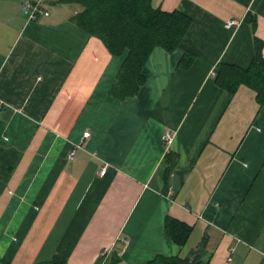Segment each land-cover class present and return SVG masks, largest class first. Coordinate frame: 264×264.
Instances as JSON below:
<instances>
[{
	"label": "crops",
	"instance_id": "0c3cea01",
	"mask_svg": "<svg viewBox=\"0 0 264 264\" xmlns=\"http://www.w3.org/2000/svg\"><path fill=\"white\" fill-rule=\"evenodd\" d=\"M28 1L48 14L28 19ZM151 3L191 23L118 99L109 88L127 50L112 55L72 21L81 5L0 0V259L98 264L108 247L124 264L196 249L207 264H264V103L213 74L220 61L247 67L256 39L264 57V0ZM166 215L192 227L184 245L164 233Z\"/></svg>",
	"mask_w": 264,
	"mask_h": 264
},
{
	"label": "trees",
	"instance_id": "16d2710c",
	"mask_svg": "<svg viewBox=\"0 0 264 264\" xmlns=\"http://www.w3.org/2000/svg\"><path fill=\"white\" fill-rule=\"evenodd\" d=\"M57 3L76 2L80 11L71 20L80 28L100 38L112 55L124 50L123 59L109 94L125 99L138 92L144 82L143 65L156 46L171 52L180 47V42L191 23L190 17L178 10L165 11L153 7L151 0H55ZM249 16V15H248ZM260 41H255V54L247 67L218 62L215 65L214 80L217 86L230 95L244 84L255 91L256 102L264 103V57L260 52ZM194 61V54L183 50L179 59L180 68H188ZM170 151L165 153L167 165L163 178L167 180L173 163ZM192 227L170 215L164 219V233L176 244L184 245ZM98 264H124L117 252L102 256ZM0 264H12L0 259ZM33 264H67L65 255L56 253L50 259ZM143 264H207L199 249L186 256L155 254Z\"/></svg>",
	"mask_w": 264,
	"mask_h": 264
},
{
	"label": "built area",
	"instance_id": "2783aa9c",
	"mask_svg": "<svg viewBox=\"0 0 264 264\" xmlns=\"http://www.w3.org/2000/svg\"><path fill=\"white\" fill-rule=\"evenodd\" d=\"M21 9L23 11V13L26 15V17L28 19H35L37 18L39 15H47L48 14V10L45 9L39 2H25L22 6H21ZM237 21L235 19H229L225 22V25L226 26H231L233 24H236ZM215 72H213L214 74ZM1 100H0V107H1ZM89 135V132L88 131H85L83 132V136H88ZM164 138L166 140H170V135L169 134H166L164 136ZM73 156V151H70L69 153V157H72ZM105 171V167H102L101 170H100V173H104ZM110 248L108 247H104L102 248L101 252H100V256L106 258L108 256V254L110 253Z\"/></svg>",
	"mask_w": 264,
	"mask_h": 264
}]
</instances>
